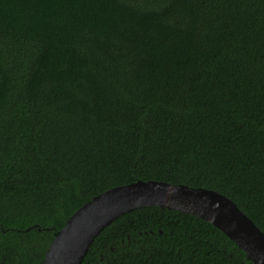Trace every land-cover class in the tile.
I'll list each match as a JSON object with an SVG mask.
<instances>
[{"label": "trees", "instance_id": "obj_1", "mask_svg": "<svg viewBox=\"0 0 264 264\" xmlns=\"http://www.w3.org/2000/svg\"><path fill=\"white\" fill-rule=\"evenodd\" d=\"M138 181L231 199L264 233V0H0V264H43L85 204ZM82 264H252L159 207Z\"/></svg>", "mask_w": 264, "mask_h": 264}, {"label": "water", "instance_id": "obj_2", "mask_svg": "<svg viewBox=\"0 0 264 264\" xmlns=\"http://www.w3.org/2000/svg\"><path fill=\"white\" fill-rule=\"evenodd\" d=\"M145 207L175 210L204 220L236 244L247 261L264 264V233L231 199L205 188L157 181H138L93 198L56 233L43 264H82L106 227Z\"/></svg>", "mask_w": 264, "mask_h": 264}]
</instances>
